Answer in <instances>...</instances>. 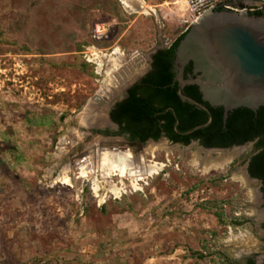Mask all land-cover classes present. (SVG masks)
Wrapping results in <instances>:
<instances>
[{
    "label": "rangeland",
    "instance_id": "374dc122",
    "mask_svg": "<svg viewBox=\"0 0 264 264\" xmlns=\"http://www.w3.org/2000/svg\"><path fill=\"white\" fill-rule=\"evenodd\" d=\"M164 1L0 0V264L263 263L252 143H138L107 120L190 26L184 3ZM101 109L99 125L86 119ZM119 149L158 173L89 172V153L98 165Z\"/></svg>",
    "mask_w": 264,
    "mask_h": 264
},
{
    "label": "trees",
    "instance_id": "16d2710c",
    "mask_svg": "<svg viewBox=\"0 0 264 264\" xmlns=\"http://www.w3.org/2000/svg\"><path fill=\"white\" fill-rule=\"evenodd\" d=\"M250 13L264 15V10ZM185 32L153 54L151 69L128 88L127 95L112 106L109 116L118 125V133L141 143L158 140L163 135L171 142L184 145L198 140L206 148H225L254 141V147L259 150L249 158L247 171L261 181L264 205V105L256 110L237 107L224 117L223 107L204 101L195 84L185 85L182 92L207 106L210 114L182 100L177 93L173 62L176 47ZM190 68L191 62L186 69ZM209 118L206 126L194 129ZM246 264L255 262L249 258Z\"/></svg>",
    "mask_w": 264,
    "mask_h": 264
},
{
    "label": "water",
    "instance_id": "95a60500",
    "mask_svg": "<svg viewBox=\"0 0 264 264\" xmlns=\"http://www.w3.org/2000/svg\"><path fill=\"white\" fill-rule=\"evenodd\" d=\"M189 62L194 73L185 78L183 69ZM174 67L177 72V93L182 100L210 114L207 106L182 92L185 85L195 84L204 101L211 106L223 107L224 117L237 107L256 110L264 105V15L227 8L205 12L190 24L180 39L175 50ZM107 120L118 127L109 114ZM209 122L210 118L194 129L206 126ZM164 138L169 140L165 136L159 139ZM196 142L199 144L198 140H192L189 144ZM233 147L236 145L227 149ZM247 176L257 180L248 171Z\"/></svg>",
    "mask_w": 264,
    "mask_h": 264
},
{
    "label": "bare ground",
    "instance_id": "6f19581e",
    "mask_svg": "<svg viewBox=\"0 0 264 264\" xmlns=\"http://www.w3.org/2000/svg\"><path fill=\"white\" fill-rule=\"evenodd\" d=\"M124 4L129 9H133L131 4H129L127 1H125ZM118 66L119 65L116 64L114 69H117ZM124 75L125 74H122L120 72V75H118V80H116V79L114 80L112 78L110 79L108 77L105 79V83L106 84L104 86V89L107 92L108 97H112V96L117 94V91H118V88H119L120 84L122 85L126 81V79L128 78V77H125ZM103 111H104L103 109L98 110V111H93L92 114H90V115L88 114L86 116V119L88 121L90 120L92 123L95 122L94 125H99L98 123H100L102 120L104 121V118H103V116H104L103 113L104 112ZM236 152H237L236 150L233 151V153H236ZM132 153L129 154V152H128L127 153L128 155H124V152L121 149H119L114 154L108 156V158H107V160L105 162L96 165L95 161L93 160V158L95 156H94L93 152H91L87 156V158H86L87 161L86 162H87V164H90V165L93 164L94 167H92L89 170V172L91 174H94L95 171H96V172L100 173L101 175H103L104 177H107V173L106 172H111L113 174L116 173V174L120 175L121 177H129V178H131L133 180H140V179H143V178H146L148 176H151L153 174L158 173V170L160 169V166L155 165V164L145 165L144 166V164L142 163L143 165H140V166L137 167V165L134 164L133 160H131L129 158V157H131ZM83 169H84L83 173L85 175V173H87V170H85L86 167H84ZM96 176H97V174H96ZM67 180L68 179L65 178L64 182H67ZM96 180H98V179H96ZM96 188L97 187H95L94 189H96ZM111 190L116 191V189L113 186L111 187Z\"/></svg>",
    "mask_w": 264,
    "mask_h": 264
},
{
    "label": "built area",
    "instance_id": "2783aa9c",
    "mask_svg": "<svg viewBox=\"0 0 264 264\" xmlns=\"http://www.w3.org/2000/svg\"><path fill=\"white\" fill-rule=\"evenodd\" d=\"M164 2L167 3L168 1L165 0ZM171 3L185 4L189 13V18L186 21L189 24L212 9L227 8L247 12L264 10V0H173Z\"/></svg>",
    "mask_w": 264,
    "mask_h": 264
},
{
    "label": "flooded vegetation",
    "instance_id": "af4514ba",
    "mask_svg": "<svg viewBox=\"0 0 264 264\" xmlns=\"http://www.w3.org/2000/svg\"><path fill=\"white\" fill-rule=\"evenodd\" d=\"M161 48H163V47H161ZM158 49H160V48H158ZM157 49V50H158ZM156 50V51H157ZM155 51V52H156ZM154 52V53H155ZM153 53V54H154ZM153 54L151 55V59H150V67H149V69L147 70V72L151 69V64H152V58H153ZM175 59V58H174ZM190 64V62L189 63H187L185 66H184V69H183V73H184V77H185V74H186V77L185 78H187V77H190L193 73H194V71H193V66L191 65V68L190 69H186L187 67H188V65ZM173 70H174V72H175V67H174V62H173ZM147 72H145L142 76H140V78L135 82V83H137ZM175 74H177V72H175ZM135 83H133V84H135ZM133 84H131L129 87H131ZM128 87V88H129ZM128 88L126 89V94H125V96L127 95V90H128ZM124 96V97H125ZM118 102V101H117ZM115 104V103H114ZM164 136V135H163ZM136 142H138V143H141V142H139V141H136ZM247 143H252L253 144V148H254V150H255V152L257 151V150H259V149H257V148H255L254 147V141H250V142H247ZM246 144V143H245ZM242 145H244V144H242ZM234 146V145H233ZM237 146V145H236ZM240 146V145H239ZM231 147V146H230ZM225 148H228V147H225ZM254 152V153H255ZM253 153V154H254ZM252 154V155H253ZM251 157V156H250ZM249 157V158H250ZM249 161V160H248ZM257 179V178H256ZM259 182H260V191H261V185H262V183H261V181L259 180V179H257ZM261 196H262V200H263V193H262V191H261Z\"/></svg>",
    "mask_w": 264,
    "mask_h": 264
}]
</instances>
